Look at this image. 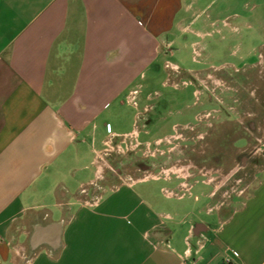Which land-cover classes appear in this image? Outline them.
Here are the masks:
<instances>
[{"label": "crops", "instance_id": "crops-1", "mask_svg": "<svg viewBox=\"0 0 264 264\" xmlns=\"http://www.w3.org/2000/svg\"><path fill=\"white\" fill-rule=\"evenodd\" d=\"M214 1L0 0V264H264V156L176 162L194 121L142 139L162 119L148 72L179 69L180 43L202 53ZM252 117L228 118L238 139Z\"/></svg>", "mask_w": 264, "mask_h": 264}, {"label": "rangeland", "instance_id": "rangeland-1", "mask_svg": "<svg viewBox=\"0 0 264 264\" xmlns=\"http://www.w3.org/2000/svg\"><path fill=\"white\" fill-rule=\"evenodd\" d=\"M210 13L217 23L215 30L221 31L206 39L201 54L195 53L192 46L180 43L175 54L164 59L176 63L179 69L162 65L154 75L157 81L152 79L153 72H148V82L153 80L149 91L157 90L160 93L152 101L159 104L162 119L153 122L150 135L142 134V139L165 135L175 122H193L195 115L208 108L201 105L207 99V90L203 84H196L199 80L189 73L213 71L232 77L228 75L221 84L210 83V123L220 127L226 124L237 126V120L231 123L228 118L257 115L256 123L261 135L257 136L263 139L260 150L264 154V0H216L211 5ZM235 13L239 16L233 17ZM225 20L229 24H225ZM232 26H238L239 30H234ZM194 38L190 37L191 40ZM226 64L231 66L227 67ZM172 78L180 83L178 87L171 84ZM230 93L233 98L228 100L226 97ZM215 133L217 141L220 135L219 132ZM235 145H246V140L241 138ZM217 150L221 151L215 148L213 154L218 155ZM235 150L231 147L220 155L221 162L227 163V170L235 166ZM214 165V161H210V166ZM254 170L252 167L249 171Z\"/></svg>", "mask_w": 264, "mask_h": 264}, {"label": "flooded vegetation", "instance_id": "flooded-vegetation-1", "mask_svg": "<svg viewBox=\"0 0 264 264\" xmlns=\"http://www.w3.org/2000/svg\"><path fill=\"white\" fill-rule=\"evenodd\" d=\"M196 84L201 85L200 82H197ZM207 93H208L207 99H205V102L202 103L201 105L207 106L208 108L199 112V114H197L194 117L195 118L194 122L190 126V129L186 134L182 129L184 134L181 139H183V137H186L188 138L186 140L188 141L190 140V142H192L194 145H197L198 147L197 152L195 153L192 152L191 154L190 153L186 154L183 152L181 154L176 155L177 156L175 157L176 159L175 158L173 159L174 161L177 160L176 162L180 161L181 164H185L188 158L194 160L196 159L197 162L205 161L209 159L212 162L217 160L221 161L222 159L220 155L224 152L225 149L228 150V148H231L233 146L232 148L236 149L235 150L236 156L234 158V161L239 163L247 153L242 149H240V147L242 146H236L235 144L239 140L238 138L244 136L245 133L243 129H239L238 125L236 126V129L231 130L228 129V126L220 127L216 124L210 123V91H207ZM257 120H258L257 115H254V117H252V119L248 121L247 126L252 130L253 136H250L249 139L245 138L246 142H248L250 145L249 148L251 149L250 151L251 154L249 153L248 154L252 157L251 158L252 162H259L260 158L264 156L263 151H260L261 149L260 146H262L263 139L259 138V136L261 135H259L260 131H259L258 123H256ZM215 132H219L218 134L220 135L217 141L215 138L216 137ZM215 148L221 149V151L217 150V152L219 151L218 155L213 154ZM145 160L146 159H141L139 162L136 161L135 165L144 167L145 164H147ZM234 175L237 178L240 177L241 175L240 168L235 171ZM226 186L228 187V185Z\"/></svg>", "mask_w": 264, "mask_h": 264}, {"label": "water", "instance_id": "water-1", "mask_svg": "<svg viewBox=\"0 0 264 264\" xmlns=\"http://www.w3.org/2000/svg\"><path fill=\"white\" fill-rule=\"evenodd\" d=\"M54 225H57V229L54 234H53V243L50 245V253L51 254H56L60 247H61V242H60V236H61V232H62V228H63V225H64V220H61V221H58L56 223H54ZM38 233L36 234H33L31 236V239H30V243H31V247H30V254H33L35 252L36 249L39 248V243H38ZM27 261V260H26Z\"/></svg>", "mask_w": 264, "mask_h": 264}, {"label": "built area", "instance_id": "built-area-1", "mask_svg": "<svg viewBox=\"0 0 264 264\" xmlns=\"http://www.w3.org/2000/svg\"><path fill=\"white\" fill-rule=\"evenodd\" d=\"M224 264H237L236 262H234L231 258H227L225 260V263Z\"/></svg>", "mask_w": 264, "mask_h": 264}]
</instances>
